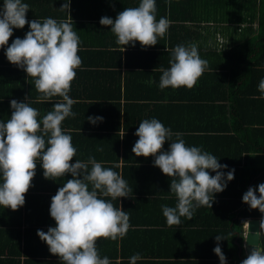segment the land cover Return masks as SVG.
<instances>
[{"label":"crops","instance_id":"crops-1","mask_svg":"<svg viewBox=\"0 0 264 264\" xmlns=\"http://www.w3.org/2000/svg\"><path fill=\"white\" fill-rule=\"evenodd\" d=\"M3 2L0 0V6ZM22 2L30 8L26 13L28 21L39 19L43 22L49 17L57 21L65 20L72 24L80 37L78 55L82 64L75 70L76 77L69 92V96L78 101L72 106L76 116L65 118L61 124L62 130L71 135L76 148V156L70 163L87 161L89 156L120 157L125 145L121 138L123 134L127 130L134 134V126H139V122L144 119L152 118L160 120L173 133H182L187 146L201 147L203 151L217 157L220 164L228 166L221 169L225 173L234 168H243L245 157L254 161L255 166L264 163V99L259 98L261 93L258 85L250 86L253 80L248 76V65L256 62V68L262 66L256 75L264 78V8H244L243 3L249 6V2L243 0H224V4L218 3V0H156V19L166 17L170 22L166 35L158 38L155 46L142 48L137 41L135 46L129 44L123 51V46L116 44L110 26H102L99 21L102 16L115 19L125 8L138 7L140 0H70V14L60 9L64 0ZM245 15H248L247 19H244ZM29 30L27 24L21 29L14 28L8 45L0 47V121L3 122L10 119L12 99L21 102L27 97L30 106L38 110L39 121L52 110V102H35L40 94L35 90L34 79L10 63L5 55L6 47L17 37L24 38ZM178 44L197 45L200 57L208 61V68L191 89L168 87L161 90L158 86L162 75L159 69L170 67V52L166 48L172 49ZM251 46L255 50L244 63V56L238 53H247ZM15 81L17 86L13 88ZM9 90L14 91L3 94ZM130 97L138 98L134 100V105H129ZM60 100L61 97L53 98V102ZM88 116H102L103 121L92 125L87 120ZM75 125L82 127L79 129ZM88 126L104 128L102 132L109 135L95 136L93 143L82 144L80 133L86 132ZM77 130L79 134L75 133ZM138 138L130 136L128 139V157L143 158L145 162H130L136 168L133 170L127 165L125 172V161L120 159L117 173L132 188L130 194L135 193L128 198L140 199L138 202L147 206L146 213L166 222L161 205L175 207L177 203L175 195L170 192L171 178L154 166L153 156L145 158L132 152ZM117 142L120 148L115 150ZM169 144L170 141H165L164 151L168 150ZM98 147H102L103 151H97ZM242 149L243 153L237 157L241 162H233L234 156L240 154ZM97 162H102V166L112 163L100 159ZM149 166L152 170L145 168ZM208 171L215 175V172ZM71 178V174L66 173L56 180L46 179L40 161H37L36 174L29 188V200L26 201V193L25 204L15 211L0 206V264H62L58 256L49 252L46 242L38 237L37 230L46 232L49 227L55 226L49 211L51 197ZM230 182L235 180L228 181L224 191L215 193L214 201L231 197L227 193L232 191ZM99 198L111 201L117 208L122 206L124 210L122 197L114 201L110 196ZM136 203L131 201V205L127 206L130 208ZM195 211L194 215L202 216V207ZM184 219L181 217V221ZM130 221H134L132 216ZM162 226L153 229H163L165 234L158 239L165 244L167 229L174 230L177 227ZM151 233L149 230L147 235ZM127 235L128 232L123 238ZM173 235L171 241L176 251L183 249L184 254L196 255L214 253L217 241L212 234L199 233L192 237L187 236L192 234H184L186 238ZM154 236H149V239L152 240ZM121 239H97L96 247L101 258L107 256L112 261L115 256L110 249L117 242L119 248ZM242 251L244 244L239 254ZM225 256L227 262L232 264L234 255L228 253ZM116 260L120 262L121 259L118 256Z\"/></svg>","mask_w":264,"mask_h":264},{"label":"clouds","instance_id":"clouds-1","mask_svg":"<svg viewBox=\"0 0 264 264\" xmlns=\"http://www.w3.org/2000/svg\"><path fill=\"white\" fill-rule=\"evenodd\" d=\"M29 9L22 0H4L0 6V47L8 45L14 28L28 25L30 30L24 38H15L6 47L5 55L10 63L34 79L35 90L40 94L35 102H52V110L39 121V112L30 106L27 97L21 102L10 101V119L0 121V206L15 211L25 204V194L32 186L37 161H40L46 179L56 180L70 173L72 178L51 197L49 211L55 226L46 232L38 229L37 235L62 264H111L107 256L101 258L96 241L99 238H123L130 227V215L122 206L117 208L111 201L99 197L110 196L114 201L129 197L133 190L119 173L103 167L93 156L87 161L70 163L76 156V148L71 135L62 130L61 124L65 118L76 116L72 106L78 101L72 99L69 92L76 77L75 70L82 64L78 55L80 37L65 20L49 17L43 22L39 19L28 21L26 13ZM60 9L70 14V0H64ZM156 12V0H140L138 7L125 8L115 19L102 16L99 23L110 26L116 44L123 46V51L125 46H135L137 41L146 48L155 46L170 27L166 17L156 19ZM166 51L170 52V67L159 69L162 73L159 88L194 87L208 68V61L200 57L197 45L178 44ZM258 91L261 93L259 98L264 99V78L258 84ZM54 97L62 100L53 102ZM87 120L96 125L103 117L88 116ZM134 134L139 138L132 152L145 158L153 156L154 166L171 178L170 192L177 203L175 207L161 205L169 227L179 226L181 217L192 219L197 208L212 209L214 194L224 191L227 182L234 179L235 169L227 173L221 171L228 166L220 164L217 157L201 147L187 146L182 133H173L156 118L140 121ZM165 141H170L167 151L163 150ZM97 151L102 152L103 148L98 147ZM242 201L250 209H258L264 214V183L250 186ZM259 228L255 233L258 242L240 264H264V247L259 244L264 235V215L260 218ZM224 239L221 235L215 236L217 244L213 251L220 264H227L219 244ZM140 259V254L136 253L129 258V264H136Z\"/></svg>","mask_w":264,"mask_h":264},{"label":"trees","instance_id":"trees-1","mask_svg":"<svg viewBox=\"0 0 264 264\" xmlns=\"http://www.w3.org/2000/svg\"><path fill=\"white\" fill-rule=\"evenodd\" d=\"M243 2H249V6H246V4L244 5L243 3L244 8H250L251 10H255L257 7H260V9L264 8V0H243ZM218 3L224 4L225 2L224 0H218ZM247 16L248 15H245L244 19H247ZM253 50H255V48L254 46H251L249 47V51L247 53L240 51L238 55L242 54L244 56V63H247L248 56ZM255 63L248 65L250 69L248 71V76H250V79L253 80L250 86L258 85L260 80L263 78V76L262 78H259L256 75L257 71H259L262 66H258L256 68ZM30 82L32 81L30 80ZM16 86L17 83L15 81L13 88ZM244 87L246 86L244 85ZM13 88L9 87V89ZM13 91L9 90V92L3 94H11ZM128 99L131 100L129 105H134V100L138 98L130 97ZM171 99L172 97H170V101ZM169 105H171V103ZM75 126L79 129L80 127H82V125ZM134 127L137 129L139 126ZM86 130L87 131L83 132V134H81L79 130L75 131L76 134L80 133V135L82 136V144L84 143L85 145L93 143V138L95 136L97 137L109 135L108 133L104 134L102 132L103 130H105L104 128L99 129L94 126H88ZM127 131L123 134V141L125 142V145L124 152L120 157L114 155L95 157L96 160H110L112 162L111 164L104 165L103 167L113 168L114 171L118 172L120 170V166L114 167V165H119L121 159L125 161L123 168L126 172L127 165L128 168L134 170L136 168V166L133 165L135 162H145V159L143 158L128 157L129 151L127 152L126 146L128 144V139L130 138V136L136 135ZM115 145V150L120 148L119 142H117ZM95 146L96 145H93L92 147ZM242 153L243 149L240 150V154L237 153L234 156V160L232 161H236L238 163L241 162V160H238L237 157H240ZM130 162H132L133 164H130ZM253 162L254 161H251L250 158L245 157L244 167L234 168L235 182L229 183L232 191H227V193L230 194L229 196L231 197H228L224 200L214 201V203L212 204V209L208 207H202L203 213L201 217H198V215L195 214L190 220L186 218L182 220L179 226L174 225L173 228L177 227L176 229H167L168 237H166L167 239L165 240V244L158 239L161 238L163 234H165V232L162 231L163 229L153 228L159 227V225H163L162 227L165 228L167 223L164 222V220H160L159 217H152L153 214L146 213V210H148L147 206L144 203L138 202L141 201L140 199H129L128 197H122L121 199L124 204V211L129 213L130 217L132 216L134 221H130L128 235L127 237L121 239L120 247L118 248V242L113 245V248L111 247L110 251L113 253L112 255L115 256V258L111 261V264H129V258L136 253H139L141 256V259L138 260L136 264H220L219 257L215 253H211V255H196L191 253L184 254L182 253L183 249L176 251L173 248L171 241V237H174L173 234H177L182 238H186L184 234H192L191 236L187 235L188 237H192L199 233L212 234L214 237L216 235H221L222 237H224L225 239L219 242L223 253L225 255H227L228 253L230 255H234L233 257H235V259L232 264H240V262L246 258L245 250L244 252L242 251L241 254L239 253L240 249L243 250V244L245 241L244 226L247 222V219H260L261 216L264 215L258 209H250V206L242 201L244 192H246L250 186L255 187L260 183H264V163H262V165L260 166H255ZM139 167L144 169L143 166ZM145 168H150V170H152L151 166ZM134 172L136 173L137 171ZM238 180H240L239 183H237ZM236 188L240 189L237 190ZM29 193L30 190L26 194V201L30 198ZM134 194L129 195L133 196ZM256 194L257 196H259L258 191ZM131 201H135L137 203L135 204V206H130L129 208L127 204H130ZM194 213H196V211ZM149 230L150 232H153L151 233L152 235H155L152 240L149 239V236L152 235H147V232H149ZM145 231L146 233L144 234ZM260 245L264 247V235L260 237ZM118 256L121 259L120 262H117L116 260ZM227 264H230V262H227Z\"/></svg>","mask_w":264,"mask_h":264},{"label":"water","instance_id":"water-1","mask_svg":"<svg viewBox=\"0 0 264 264\" xmlns=\"http://www.w3.org/2000/svg\"><path fill=\"white\" fill-rule=\"evenodd\" d=\"M259 224H260V219L258 218H250L247 221V227L245 231V243H244V250L246 256L250 253L253 244L258 242L255 233L260 230ZM259 244H260V239H259Z\"/></svg>","mask_w":264,"mask_h":264},{"label":"built area","instance_id":"built-area-1","mask_svg":"<svg viewBox=\"0 0 264 264\" xmlns=\"http://www.w3.org/2000/svg\"><path fill=\"white\" fill-rule=\"evenodd\" d=\"M244 227H245V231H246V227H247V222H246V224H245V226H244Z\"/></svg>","mask_w":264,"mask_h":264}]
</instances>
